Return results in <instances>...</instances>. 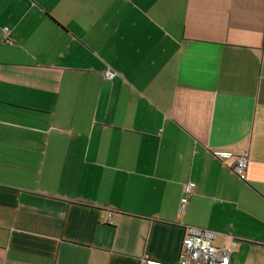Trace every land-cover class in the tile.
Segmentation results:
<instances>
[{
    "label": "crops",
    "instance_id": "1",
    "mask_svg": "<svg viewBox=\"0 0 264 264\" xmlns=\"http://www.w3.org/2000/svg\"><path fill=\"white\" fill-rule=\"evenodd\" d=\"M188 226L264 264V0H0V264H178Z\"/></svg>",
    "mask_w": 264,
    "mask_h": 264
},
{
    "label": "built area",
    "instance_id": "2",
    "mask_svg": "<svg viewBox=\"0 0 264 264\" xmlns=\"http://www.w3.org/2000/svg\"><path fill=\"white\" fill-rule=\"evenodd\" d=\"M5 41H10L9 29L5 28ZM114 74L106 70L105 77L111 79ZM224 155L232 158L231 169L241 179L246 177L248 159L245 155ZM195 187L194 182L185 184V196L182 198L183 204L192 194ZM215 232L210 229L188 226L185 229L181 245L178 252V264H228L231 248L236 244L237 238L230 237L228 242H223L220 246L214 245Z\"/></svg>",
    "mask_w": 264,
    "mask_h": 264
}]
</instances>
